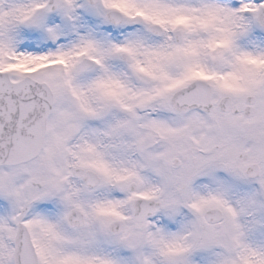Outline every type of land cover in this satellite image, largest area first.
I'll use <instances>...</instances> for the list:
<instances>
[{
    "label": "snow or ice",
    "instance_id": "obj_1",
    "mask_svg": "<svg viewBox=\"0 0 264 264\" xmlns=\"http://www.w3.org/2000/svg\"><path fill=\"white\" fill-rule=\"evenodd\" d=\"M0 264H264V0H0Z\"/></svg>",
    "mask_w": 264,
    "mask_h": 264
}]
</instances>
